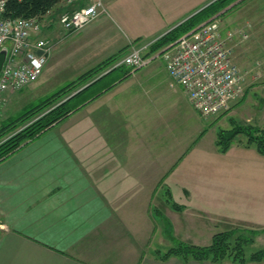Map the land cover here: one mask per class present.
I'll list each match as a JSON object with an SVG mask.
<instances>
[{
    "label": "crops",
    "instance_id": "crops-1",
    "mask_svg": "<svg viewBox=\"0 0 264 264\" xmlns=\"http://www.w3.org/2000/svg\"><path fill=\"white\" fill-rule=\"evenodd\" d=\"M135 1L136 21L147 25L155 38L200 9L188 12L190 0ZM235 7L238 12L228 14ZM235 7L222 10L217 18L223 35L231 29L247 30L246 41L236 34L232 57L240 68L253 70L264 56V0H241ZM60 11L46 17L44 34L54 45L44 72L51 68L55 44L61 40L56 28ZM186 13L191 14L184 17ZM223 14H228L225 19ZM139 25L131 22L133 33L125 32V40L115 46L95 43L92 52L101 46L106 52L91 67L144 46L132 40L144 35ZM160 58L163 64L155 71L151 67L158 58L134 72L127 65H110L87 84L102 77L87 88L74 113L0 162V264H239L158 255L176 240L208 245L216 232L232 228L259 230L253 244L262 241L258 249L264 248L263 210L253 204L247 214L240 204L246 190L215 186L232 180V175H188L204 158L202 146L217 156L221 150L214 145L217 140L206 118ZM118 68L124 71L114 73ZM162 74L166 91L150 94L159 90L162 81L156 76ZM256 77L248 76L245 97L231 112L251 92L260 97L264 87L259 89L261 79ZM236 146L233 142L223 155L229 157ZM249 194L254 200L262 197L260 191Z\"/></svg>",
    "mask_w": 264,
    "mask_h": 264
},
{
    "label": "built area",
    "instance_id": "built-area-1",
    "mask_svg": "<svg viewBox=\"0 0 264 264\" xmlns=\"http://www.w3.org/2000/svg\"><path fill=\"white\" fill-rule=\"evenodd\" d=\"M8 1L0 0V51L8 48L0 72V117L8 95L34 83L44 72L54 45L44 36V18L60 8L59 22L70 32L83 28L105 12L103 0H61L41 18L7 17ZM236 34L242 40L249 37L245 28L231 29L223 35L220 20L213 17L160 51L149 53L148 45L132 47L114 67L127 65L134 72L161 56L193 107L206 118L216 117L230 111L245 96L246 72L232 57ZM258 65H263V61Z\"/></svg>",
    "mask_w": 264,
    "mask_h": 264
},
{
    "label": "rangeland",
    "instance_id": "rangeland-1",
    "mask_svg": "<svg viewBox=\"0 0 264 264\" xmlns=\"http://www.w3.org/2000/svg\"><path fill=\"white\" fill-rule=\"evenodd\" d=\"M103 1H105V12L79 30L70 32L65 31L59 22V17L57 18V39L61 40L55 44L54 53L51 59V68L46 70L37 81L30 84L23 90L15 94L10 93L8 95L2 110L3 113L7 112L5 118L6 123L8 121L10 122L22 112L29 110L46 95L51 94L60 87L64 86L66 83L76 79L77 76H79L84 71L88 70L94 64V60L99 59L100 56L106 52L103 46H101V50L96 51V53L92 52L94 50L95 43L98 44L97 47L102 44H105V47L109 44L111 46L119 44L121 41L125 40L126 33L130 34L131 22L133 25L140 24L138 27L140 29L143 27L141 32L144 34L142 37H133V41L138 42L139 45H147L151 40H154L153 38H155V35H150L148 26L142 25L136 21L138 17V11L135 10L137 5L135 0ZM150 1L152 2V0ZM202 1L203 0H190L189 3L185 5V8L190 7L188 12L192 13L207 4L205 2L202 3ZM106 2L108 5H106ZM240 2L241 0H236L227 8H230L233 5L237 6ZM237 12L238 9L235 7L230 12H228V14ZM56 13H58V11ZM191 13H186L184 17H187ZM226 15L223 14L221 18L225 19ZM43 26L44 29L47 27L46 18H44ZM106 30L111 31L108 33V37L105 35ZM44 36L46 35L44 34ZM160 57L161 56H159V58L156 59L152 64L151 68L153 71L160 69L162 63ZM261 61H263V65L259 66L258 64H260ZM252 67L253 70L241 68L243 72H246V79L243 83L245 93L249 83L248 76L250 74L257 76L256 80L261 79L259 82L260 86H258L259 89L264 87V56L256 60L254 66H251V68ZM123 71V68H118V70L114 71V73L120 74ZM156 77L161 79L162 85H160L159 90L157 91L152 89L149 90V93H152V95L162 94L164 91H166L165 88H162L165 86L163 81L164 75L162 74ZM149 78L150 76L146 77L144 81H148ZM98 85L96 84L93 87H98ZM88 92H86V90L83 91L72 100L71 104L74 105L79 103L80 99L85 97ZM257 95L260 97L258 96L259 98H256V94L251 92L247 99L238 107H236L234 112L229 111L226 114L224 113L219 115L217 118L212 116L204 119L208 128L212 131L211 133H214L216 140L221 130H232L233 128L239 126L252 127L251 129H264V90H262V92ZM210 135L211 134L207 135L206 140L210 137ZM247 140L248 136L246 134H240L234 141L238 146H236V150L230 152L229 157L224 156V152H221L220 150V155L218 156L210 152L207 153L206 149H204L205 146H202V154L204 155V158L200 159V161H196L192 165L195 167H191L188 170V175L199 177L210 173L218 174L220 171H223L224 175L227 177L232 175V180H229L222 185L221 183L216 182L215 186L246 190L247 195L245 200L240 204H242L241 209H243V206H245V211L248 214V210H250V207L253 204L257 205L256 208H261L264 212V154L258 152L256 145L254 144L245 147L241 146L242 144L240 143H246ZM214 145L218 147L216 141H214ZM237 153L238 155H236ZM185 172L186 170L184 169L181 173L184 174ZM252 191H260V193H262V197H256V200H254L253 195L249 194ZM241 209L240 212L243 211ZM262 244V241H257L256 244L249 245L247 247V253L249 254L257 250Z\"/></svg>",
    "mask_w": 264,
    "mask_h": 264
},
{
    "label": "trees",
    "instance_id": "trees-1",
    "mask_svg": "<svg viewBox=\"0 0 264 264\" xmlns=\"http://www.w3.org/2000/svg\"><path fill=\"white\" fill-rule=\"evenodd\" d=\"M61 0H9L7 3L5 16L7 17H43L48 11L55 9ZM236 0H215L205 8L201 9L190 18L168 31L160 38L149 45V53H154L164 49L174 43L184 33L198 27L203 22L219 16L220 12L226 9ZM235 7L234 5L229 9ZM123 54L116 53L101 61L94 67L81 73L76 79L66 83L56 91L43 97L36 105L31 107L13 118L10 122L6 121L0 125V162L14 154L26 143L36 139L55 124L68 118L78 109V104L72 105V100L87 90L96 81L85 86L105 70L110 65L120 60ZM117 68V67H115ZM70 98L63 101L73 92L81 87ZM242 101V100H241ZM252 127H235L232 130H221L218 134L217 145L222 152H226L240 134H246L247 146L256 145L258 152L264 154V129H251ZM172 201V197H169ZM172 205L181 209V205L172 201ZM259 234L257 229L232 228L216 232L212 241L208 245H197L182 240H176L174 246L166 251H158L161 258H168L172 255L178 256L183 260L194 259L197 261L224 262L232 261L245 264L248 261L264 260V248L247 253V247L252 245L256 236Z\"/></svg>",
    "mask_w": 264,
    "mask_h": 264
},
{
    "label": "water",
    "instance_id": "water-1",
    "mask_svg": "<svg viewBox=\"0 0 264 264\" xmlns=\"http://www.w3.org/2000/svg\"><path fill=\"white\" fill-rule=\"evenodd\" d=\"M215 1V0H214ZM211 2H213V1H211ZM210 2V3H211ZM210 3H208L207 5H209ZM206 5V6H207ZM203 8H205V6L204 7H202V8H200L199 10H197V11H195L192 15H194V14H196L197 12H199L201 9H203ZM191 15V16H192ZM190 16V17H191ZM182 23V22H181ZM179 25V24H178ZM7 54H8V48L7 47H4L1 51H0V72H1V70H2V68H3V66H4V63H5V61H6V58H7ZM85 86H87V84L85 85ZM85 86H83V87H81L80 89H78L77 91H75V92H73L71 95H69L67 98H65L63 101H65L66 99H68V98H70L71 96H73L74 94H76L78 91H80L81 89H83Z\"/></svg>",
    "mask_w": 264,
    "mask_h": 264
}]
</instances>
